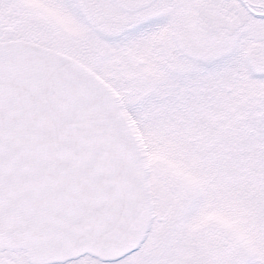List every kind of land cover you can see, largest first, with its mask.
I'll return each instance as SVG.
<instances>
[{"label": "snow or ice", "instance_id": "6c2138e0", "mask_svg": "<svg viewBox=\"0 0 264 264\" xmlns=\"http://www.w3.org/2000/svg\"><path fill=\"white\" fill-rule=\"evenodd\" d=\"M0 264H264V0H0Z\"/></svg>", "mask_w": 264, "mask_h": 264}]
</instances>
